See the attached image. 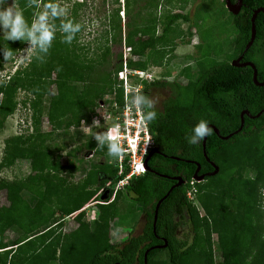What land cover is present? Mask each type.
<instances>
[{
	"label": "trees",
	"instance_id": "trees-1",
	"mask_svg": "<svg viewBox=\"0 0 264 264\" xmlns=\"http://www.w3.org/2000/svg\"><path fill=\"white\" fill-rule=\"evenodd\" d=\"M8 1L0 4V10L8 6ZM113 1L118 5L120 3V0ZM235 1L231 0L232 3ZM161 2L168 4L171 0H123L126 16L124 25L119 17L120 6L111 12L109 32L106 31L110 34V39L105 41L119 46L123 43L129 48L132 57L126 64L130 70L146 71L151 60L155 64L153 53L156 47L170 43L168 35L177 22L188 23V36H192L191 19L187 13L166 12L163 16L154 15ZM242 2L240 12L233 15L225 8L224 0H221L222 9H219L218 14L224 17L228 14V26L234 27L233 37H229L228 49L223 50L222 58L220 55L213 58L210 55L213 44L203 42L205 49L201 51L200 60L205 69L191 72L189 68H185L181 73L187 80L189 90L176 82L163 80L144 83L140 90L138 96L142 95L148 101L154 88L171 91L161 111L146 107L143 101L140 104L143 116L149 111L156 112V119L148 121L147 127L153 145L164 155L154 154L147 163L149 170L130 178L114 193L113 201H117L116 205L113 201L98 204V217L92 226L82 220L84 214H78L73 220L77 223L76 229L67 235H55L53 228L57 225L58 218L52 210L50 212L48 206L51 201L49 199L62 189L64 180L57 174H42L41 168H38L32 178L17 181L16 185L23 192L40 200L41 206L35 212L37 221L28 217L32 211L28 199L16 211L0 207V237L6 229L18 230L22 223L32 229L30 235L19 237L20 242L15 248L8 249L6 244L0 243V264H144L147 250L146 264H194L192 258L195 254L200 256L202 264H243L244 257L251 253L253 246L264 245L261 241L264 227L259 224L264 212L261 198V189L264 188V112L253 119L244 116L241 130L227 140H222L214 131L206 137V156L218 166L219 171L197 183L198 200L205 216L199 213L196 203L187 199L185 186L182 185L174 187L160 203L154 220L157 202L176 183L170 177L180 176L185 182L192 180L197 167L193 163L183 162L184 160L200 165L198 175L213 171L203 156L202 141L196 145L188 143V139L193 136L194 127L204 120L208 125L214 126L221 137H225L239 129L240 113L243 110L255 116L264 109V86L259 87L253 83V70L250 67L236 68L231 65L232 60L243 54L241 62L253 63L257 81L264 82L262 12L257 14L254 21V41L243 53L251 35L253 11L264 9V0ZM83 5V1L78 4L79 7ZM158 24L161 25V31L156 35ZM66 36L67 34L56 36L52 45L38 44L37 53H42V57L49 59L47 66L33 62L27 71L17 72L6 81L2 79L0 94L3 95V100L0 114L3 115V120L15 110L13 94L17 89L30 91L36 98L31 104L35 133L38 132L44 113L40 112L42 108L38 106L43 95L47 97V107L44 110L51 129L63 134L82 121L88 125L102 101L123 106L122 88L118 86L117 80V72L123 67L122 53L117 54L119 62L111 65L110 46L106 42L102 55L94 57L88 63H79L74 59H56V51L63 53L71 50ZM134 57L138 60H133ZM53 72L54 78L51 79ZM52 85L55 86L54 94L50 90ZM183 93L188 97L186 101L181 100ZM110 95L113 96L111 101L104 100ZM134 96L130 95L131 98ZM71 112L77 115L74 123L69 117ZM19 140V137L7 140L8 148L11 143L14 146L12 145L10 154L7 151V163L1 161L0 168L11 166L15 160L25 158L23 148L17 145ZM84 148L93 154H108L106 143L101 146L90 137L80 143L79 147H75L73 154L72 151L66 152V147L60 151L77 158V154ZM230 150H233L231 156ZM30 151L27 157L32 166H36L42 156L40 152ZM56 165L59 166V163ZM70 165L63 168L67 169ZM114 168L115 174L112 176L115 186L129 172V168L125 165L120 176H117L118 167ZM102 171L91 169L86 174L81 189L70 196L64 205V215L80 210L87 200L96 196L97 190L105 184ZM125 201H131L134 207L140 208L144 219L142 232L129 236L120 243H110V222L125 208ZM181 225L188 226L189 233L181 234ZM213 234L216 235L215 242L212 240ZM165 242V247L158 248ZM261 251L264 254V246Z\"/></svg>",
	"mask_w": 264,
	"mask_h": 264
},
{
	"label": "rangeland",
	"instance_id": "rangeland-1",
	"mask_svg": "<svg viewBox=\"0 0 264 264\" xmlns=\"http://www.w3.org/2000/svg\"><path fill=\"white\" fill-rule=\"evenodd\" d=\"M82 1L85 5L79 7L78 4ZM82 1L15 0L16 8L23 12L26 23L23 35L16 38L11 37V26L6 27L3 21L0 24V83L2 79L6 81L9 76L17 72L27 71L33 62L41 64V66H47L46 63H48L49 59L42 57V53H37L39 41L34 42L29 35L30 32H34L37 37L40 35L39 31H36L35 26L41 23V16H44L43 23L53 33V38L64 34H67L66 38L69 36L72 37L71 43L67 42L71 50L69 52L64 51L63 53L62 51L60 53L56 51V59H74L79 63H88V61L95 59L94 57L102 55V52L106 49L105 46L107 41L105 40L110 39L108 27L110 26L111 12L120 6L119 17L121 19V24L124 25L126 21V16L123 14V0L119 1V5L113 0ZM12 3L13 0H9L8 6L12 5ZM221 4V0H184L182 2L180 0H171L168 4L161 2L154 15L163 16L166 12L187 13L191 19L192 36L191 38L188 36V23L177 22L168 35L170 43H164L156 47L153 53L155 64L151 63L152 60L150 61L145 71V77L136 75L130 77V86L135 88L139 84L143 86L144 83L151 82L150 80H163L167 82H176L184 87L185 90H189L187 80L181 73L185 68H189L191 72H201L205 69L203 62L200 60L201 51L205 49V44L203 42L206 41L207 43L211 42L213 44L210 55L215 57V55L221 56L223 50L227 51L229 45L228 39L229 37L231 39L233 37H231V35L234 33V27L232 25L228 26V14H226V17L219 16L218 14L220 11L219 9H222ZM54 9L56 14H54ZM69 22L73 25L79 24L80 30L74 34L70 31H64L63 25ZM160 31L161 25L158 24L156 35L160 34ZM124 36L125 32L123 27L122 39H124ZM53 38L49 45H52L54 42ZM113 44L110 42L108 43L111 51L109 53L111 65L119 62L116 57L117 54L121 52L122 64L124 67L125 62L132 57L128 52L129 49H127L123 43L121 46ZM231 52L232 50L230 54ZM6 57L8 58L7 60ZM220 58H222V56ZM132 59L138 60L136 57ZM54 74L53 72L51 79L54 78ZM144 78L148 79L143 81ZM50 90L54 94L55 86L52 85ZM170 94L171 91L169 89H152L149 96V101L152 102V108L161 111L164 101ZM112 99L113 96L110 95L106 96L104 100L111 101ZM187 99L188 97H186L185 93L181 94L182 101H186ZM2 100L3 95L0 94V106ZM13 100L16 103L13 114L6 117L4 120L3 115L0 114V162L3 161L7 163L5 161L6 153L8 151L10 154L14 146V143H11V146L9 145L10 147L8 148L7 140L14 137H19L20 140L17 142V145L23 148L25 158L15 160L11 166L5 165L0 168V207H8L16 211L20 209L24 200L28 199L32 205V211L28 214V217L30 220L37 221L35 212L40 208L41 201L34 196H30L28 192H23L21 188L16 185V182L26 178H32L34 174L37 173L38 168H41L42 174L46 172L57 174L59 178L64 180V183L60 192L49 199L51 201L48 203V206L50 212L52 210L58 218V223L53 228L55 235H67L77 227V223L71 219L72 217H69L71 214L67 216L64 215L66 213L63 212L65 209L64 205L67 203L68 198L76 194L78 189H81L86 174L91 169L104 170L105 174L111 171V174H115L116 168L114 167L118 166V159L108 154H92V152L88 151L86 148L77 154V158L71 157L70 154V156L66 155L65 152L60 150L66 147V152L74 151V148L79 147L80 143L87 137H90L99 144L100 141L96 139V136H103V133L109 129L110 126L115 125V122L111 119L106 122L97 120L95 121L96 123L90 121L88 125L81 122L79 125L74 124V126H71L66 134L59 133L60 131H53L45 115L44 108L47 107V97L43 95L40 98V105L38 106L42 108L40 112L44 113L42 114L38 132L35 133L34 125L32 124L33 110L31 104L36 98H34L30 91L17 89L13 94ZM112 105L110 102L104 103L102 101L100 106L96 109V112L97 110H106V108ZM69 117L73 123L77 121L75 112H71ZM30 150L40 152L42 156L36 166H32L31 160L27 157L28 154L31 153ZM73 151L71 154L75 152ZM232 152L233 150H230V156ZM57 163H59V166L56 165ZM70 164H72V166ZM69 165L71 167L67 169L63 168ZM124 184L125 183L118 185L117 183V186L115 185L114 187L112 183V185H110L111 187L109 186V194L106 195V200H112L114 192L122 188ZM105 186H107V184ZM195 186L197 189V184H195ZM101 190L102 188L97 190L96 196L99 195ZM96 196L87 200L80 207L84 211V213H82L84 214L82 220L91 226L98 217L97 206L98 202L101 201L98 197L96 198ZM113 204L116 205L117 201L114 200ZM124 206L125 208L120 210L121 213L110 222L108 233V240L110 243H120L123 239L125 240L129 236L139 235L142 232L144 219L140 208L134 207L131 201H125ZM200 211L199 213L203 215V212ZM259 224L264 227V212L262 213ZM26 225L25 223L20 224L16 231L6 229L2 237H0V243L6 244L8 249L15 248L20 242L19 237L22 235L28 236L32 232V229ZM189 231L190 228L188 226H180L179 232L181 234L189 233ZM215 239L216 235L213 234V242L216 241ZM261 241L264 243V236ZM263 246H253L251 248V253L244 257L242 261L243 264H264V254L261 251ZM192 260L194 264H202L198 254L193 255Z\"/></svg>",
	"mask_w": 264,
	"mask_h": 264
},
{
	"label": "built area",
	"instance_id": "built-area-1",
	"mask_svg": "<svg viewBox=\"0 0 264 264\" xmlns=\"http://www.w3.org/2000/svg\"><path fill=\"white\" fill-rule=\"evenodd\" d=\"M129 49V48H128ZM145 71L132 70L130 71L125 65L121 71L117 73L118 86L122 88L123 106L119 107L117 103L106 108V110H97L91 118V121L113 120L115 125L110 126L104 133L112 132L117 136L124 148L126 149L123 158L118 159V174H121L124 166L130 168V173L126 178L131 175H137L144 171V159L147 152L153 147V141L146 125L141 124L143 112L140 105H137V98L143 86L140 84L137 87L130 86V77L136 75L145 77ZM148 78H144L146 81ZM142 81V83H143ZM151 82L154 80H150ZM134 94V98L130 95ZM114 106V107H113ZM119 107V108H118ZM101 109V108H100ZM119 114V115H118ZM83 122V121H82ZM84 123V122H83ZM125 180L120 181L118 185H122ZM186 196L189 200L198 203L196 197V189L194 188V181H190L185 189ZM80 210L72 213L69 217L74 218Z\"/></svg>",
	"mask_w": 264,
	"mask_h": 264
},
{
	"label": "clouds",
	"instance_id": "clouds-1",
	"mask_svg": "<svg viewBox=\"0 0 264 264\" xmlns=\"http://www.w3.org/2000/svg\"><path fill=\"white\" fill-rule=\"evenodd\" d=\"M4 2H5V0H0V4H3ZM54 14H56L55 13V9H54ZM123 14H124V12H123ZM0 20L3 21V23L5 24L6 27L11 26V29H12L11 37L12 38H16V37H19V36L23 35L24 27H25V23L26 22H25V19H24V16H23V12L16 8L15 0H13L12 5H9L6 8H4L3 10H0ZM40 21H41V23H39V25L35 26L36 31H39L40 35L37 37L34 32H30L29 35L32 37L34 42L39 41V43L42 46H44V45H47V44L50 43V41L53 38V33L43 23L44 16L40 17ZM63 28H64V31H70V32H72L74 34L75 32L80 30V25L79 24L73 25L71 22H69V23L64 24ZM66 40H67V42L71 43L72 37L69 36V37L66 38ZM7 59L8 58L6 57V60ZM126 66H127V64H126ZM122 69H123V67H122ZM142 101L145 103L146 107H148V108L152 107V102L151 101H148L147 98L143 97L142 95L138 96L137 105H140ZM155 119H156V112L155 111H149L146 116L142 115L141 124L142 125H146V123L148 121H154ZM212 131H213L212 128H210L208 126L207 122L204 121V120H201L194 127L193 136L190 139H188V143L191 144V145H196V144L200 143L201 141H203L205 137L210 136L212 134ZM96 139L98 141H100V145L101 146H103L105 143H107V145H108V155L109 156L117 158V159H121L125 155L126 149L122 145L120 139L117 136L113 135L111 131H109L108 133L104 134L103 136L97 135ZM146 171L147 170L145 169V166H144V171L142 173L137 174V175H131V176H129V178H126L127 175L130 173V168H129V172L121 180H118L117 183H119L120 181L125 180L124 183L126 184L127 181L130 178L135 177V176H140V175L144 174ZM121 174H122V172H121ZM121 174L117 173V176H120ZM190 181H194V188L196 189L195 184H197L199 182L194 180L193 178ZM190 181L185 182V184H184V186H185L184 187V192H185L186 187L189 185ZM116 186H117V184H116ZM197 194H198V191L196 189V197H197V200H198V195ZM185 195H186V193H185ZM112 197H113L112 200L108 199V200H105V201H99L98 204H106L107 203L106 201L111 202L114 199V195ZM261 198H262L263 210H264V188L261 189ZM189 201L194 202L192 200H189ZM194 203H196V202H194ZM199 203L200 202L198 200V203H196L198 211L201 209V211L204 213L203 215L205 216V212H204L202 206ZM81 213H84L82 208L80 209V212L78 214H81ZM74 218H71V219L74 220Z\"/></svg>",
	"mask_w": 264,
	"mask_h": 264
},
{
	"label": "water",
	"instance_id": "water-1",
	"mask_svg": "<svg viewBox=\"0 0 264 264\" xmlns=\"http://www.w3.org/2000/svg\"><path fill=\"white\" fill-rule=\"evenodd\" d=\"M224 4H225V8L227 9V11H228L229 13L233 14V15H237V14L240 12V10H241V8H242V6H243V2H242V0H236L234 3H232L231 0H224ZM259 12H262V13L264 14V9H263V8H259V9L253 11V14H252V17H251V35H250L249 42L246 44V46H245V48H244L243 53H245V52L251 47V45H252V43H253V41H254V38H255V25H254V21H255V18H256L257 14H258ZM242 56H243V54L240 55L238 58L232 60V61H231V65H232L233 67H236V68H238V67H250V68L253 70V75H252V81H253V83H254L256 86L263 87V86H264V82H258V81H257V71H256V68H255L254 64L251 63V62H241V60H242ZM263 112H264V109L261 110V111H260L258 114H256L255 116H252L247 110H243V111L240 113V127H239V129H238L237 131H235L234 133L229 134V135H227V136H225V137H221V136L219 135V131H218L214 126H212V125H208V126H209L210 128H212L213 131L216 133V135L219 136L222 140H227V139H229L233 134H236L238 131L241 130V128H242V126H243V123H244V116H247V117L253 119V118H255V117L260 116ZM205 141H206V137H205L204 140L202 141L203 156H204L205 160H206L207 162H209L210 165L212 166V168H213V171H212V172H209V173H206V174H204V175L199 176V175H198V172H199V170H200V165H199L197 162H194V161L184 160V161L187 162V163H193L194 165H196L197 169H196V171H195V173H194V175H193L192 178H193L194 180L198 181V182H201L202 180H204L205 177H209V176H214V175H216V174L218 173V171H219L218 166H216L213 162H210L209 159H208L207 156H206V153H205ZM158 152H159V151H158V149H157L156 147L153 148V149H151V150L148 152V154L146 155L145 160H144V166H145V169H146V170H149V168H148V166H147V162H148L149 158L152 156V154H154V153H158ZM170 158H171V159H174V160H181V159H179V158H177V157H170ZM162 176H163V177H167V176H164V175H162ZM170 179H172V180L177 179V180H178V183L175 184V185H173V186L169 189V191L166 193V195H165L163 198H161V199L157 202V204H156V206H155V209H154V220H155L156 217H157V211H158V208H159L160 203H161V202H162V201H163V200L169 195V193L172 191V189H173L174 187H177V186L181 185V181H182L181 178H171V177H170ZM100 199H101V201H105V200L107 199V196H106V195H103V196H101ZM166 244H167V243L165 242L163 246H158V248H160V247H165ZM147 252H148V250L145 252V255H144V264H146V254H147Z\"/></svg>",
	"mask_w": 264,
	"mask_h": 264
},
{
	"label": "flooded vegetation",
	"instance_id": "flooded-vegetation-1",
	"mask_svg": "<svg viewBox=\"0 0 264 264\" xmlns=\"http://www.w3.org/2000/svg\"><path fill=\"white\" fill-rule=\"evenodd\" d=\"M157 148L158 149V153H154V154H158V155H164L160 150H159V148L157 147V146H154L153 145V147L151 148V149H153V148ZM92 154H93V152H92ZM154 154H152V156L154 155ZM151 156V157H152ZM151 157L149 158V160L151 159ZM148 160V161H149ZM182 160H184V159H182ZM210 161V160H209ZM183 162H185V161H183ZM210 162H212V161H210ZM148 163V162H147ZM149 168V167H148ZM103 174H102V180L103 181H105V183L107 184V186H105L106 184H104L103 185V187H102V190H101V192L99 193V195H98V198H99V200H101L100 198H101V196H103V195H107V194H109V186L110 185H112V183H113V181H114V176H112V174H110L109 172L108 173H106L105 174V172H102ZM206 173H209V172H206ZM205 172H203V173H200L199 174V176H201V175H204V174H206ZM165 176V175H164ZM176 178H181L180 176L179 177H176ZM182 179V178H181ZM173 181H175L176 183L175 184H177L178 183V180H173ZM174 184V185H175ZM185 184V181L182 179V181H181V185H179V186H182V185H184ZM179 186H177V187H179ZM111 187V186H110ZM109 196V195H108Z\"/></svg>",
	"mask_w": 264,
	"mask_h": 264
}]
</instances>
